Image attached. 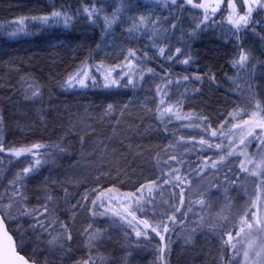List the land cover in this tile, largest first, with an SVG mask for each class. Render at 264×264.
<instances>
[{
	"label": "snow or ice",
	"instance_id": "6c2138e0",
	"mask_svg": "<svg viewBox=\"0 0 264 264\" xmlns=\"http://www.w3.org/2000/svg\"><path fill=\"white\" fill-rule=\"evenodd\" d=\"M74 2L75 7L73 0L59 5L53 2L45 14L21 17L15 22L17 30L9 35L28 34L29 19L38 31L75 29L84 24V42L77 48H88V56L59 82L63 90L86 89L89 82L96 86L101 80L105 89H136L143 87L146 78L158 79L150 97L138 101L143 110L141 122L144 113H151L157 130L166 136L175 135L169 133L168 127L175 121L184 128L198 129L199 138L181 135L158 145L153 175L138 180L126 191L121 190L125 183L121 176L133 169L127 160L133 145L124 146L121 141L125 151L111 162L120 186L113 180L102 184L101 177L96 176L92 180L96 186L84 184L81 194L71 192L68 183L80 186L82 178L40 175L45 164L54 162L57 152L66 153L71 145L29 142L26 138L17 144L0 135V158H7L9 163L26 162L11 176L0 173V264H135L134 254L149 246L155 257L152 264H171L172 234L177 224L181 226L184 244L193 250L201 236L212 241L205 253L206 264H264V84L256 83L257 75L264 77V59L255 56L254 47L246 41L251 33L264 44V0H151L150 8L140 0H112L111 4L109 0ZM98 26L99 40L92 39V48L86 34L89 30L95 32ZM117 27L129 42L135 41L141 47L120 48L117 59L109 65L103 59L93 64L92 60L98 59L94 54L115 46ZM217 30L232 46L225 59L233 75L224 73V79L239 96L235 107L218 113L219 124L213 127L209 115L186 114L183 107L184 101L203 94L205 83L209 88L220 87L217 73L208 67L207 71L176 75L171 66L198 65L193 42ZM18 60L10 58L4 63L14 66ZM153 61L160 72L149 66ZM13 87V95H22L25 103L24 119L16 121L23 133L32 128L28 122L32 116L29 105H39L36 114L43 119L45 90L30 75L20 76ZM117 96L109 93L96 117L87 115V110L84 116L69 112L64 125L67 135L75 132L81 148L86 147L85 136L96 135L89 120L106 124L114 135L130 105L137 102H125ZM6 98L16 103L12 96ZM83 124L88 131L83 130ZM5 127L0 111V133ZM134 130L139 131V126ZM111 139L109 135L98 137L90 154L102 161L108 148L106 141ZM253 145L254 153L249 150ZM135 148L139 158L143 146ZM180 149L183 152L178 154ZM204 149L214 150L213 154L201 155ZM193 150L199 157L194 167L184 159V154ZM188 167L200 178L195 188L188 178L191 173L186 175ZM237 186L243 195H230ZM168 189L172 191L165 200L163 193ZM157 195L161 196L159 201ZM78 210L86 211L91 222L82 226L81 245L73 248ZM109 242L118 245L123 255L115 248L110 251Z\"/></svg>",
	"mask_w": 264,
	"mask_h": 264
},
{
	"label": "trees",
	"instance_id": "16d2710c",
	"mask_svg": "<svg viewBox=\"0 0 264 264\" xmlns=\"http://www.w3.org/2000/svg\"><path fill=\"white\" fill-rule=\"evenodd\" d=\"M53 2L59 5L64 2V0H0V9L3 12L2 14L11 15L16 10L39 9L42 6H47L49 9ZM75 6L76 4L73 0V7ZM164 15H167V13ZM185 27H187V22H185ZM86 35L88 37L87 42L94 48L95 45L92 44L91 41L92 39L99 40L100 31L95 29V32L91 31L90 34L87 32ZM114 37L117 38L115 46L105 47L104 51L94 54L98 56V59H93V64L98 63L99 59H103L104 62L107 61L105 62L106 65L113 62L111 57L105 59V55L109 54L111 49H126L130 46L141 47V45L135 41L129 42L119 27L116 29ZM82 42H84V35H82L81 30L68 29L46 34L41 33L27 42H19L18 44L7 43L4 48H0V111L3 112L5 121L8 124V130H4L1 135L9 142H15L17 144L23 143L25 138L29 142H40L45 144L63 143L61 139L63 136L67 135L64 125L67 123L69 112L74 115L78 114L83 116L88 106L92 109H97V107L99 108L100 105H103L109 93H117V98L125 102L130 99L137 101L130 105L128 112L121 118V124L116 129L114 135L109 131L106 124L100 123L99 121H87V123L93 124L96 128V135H90V140H93L91 141V145L93 142L97 141L98 137L102 139L104 135L112 136V139L106 141L108 148L102 161H100L99 157L93 156L92 160L85 162V164L89 166L88 169L86 168L88 175L85 176L86 180L84 182L91 187H95L96 185L92 183V180L94 177L100 176L102 184H107L109 180H113L116 181L117 186H120L117 180V171L112 166L111 162L114 158H118L121 151H125V148L121 146V141H123L124 146H127L129 143L133 145V152L127 155V160L129 163L133 164L134 171L130 169L128 175L121 176V179L125 182L121 190H131L132 186L135 185L138 180L153 175V165L155 164L156 147L158 145L162 146L167 143L168 139L176 140L180 135L185 137L189 134L196 135L198 139L199 130L195 128H184L179 122L174 121L173 124L168 127L169 133H175V135L166 136L162 131L157 130L156 123L152 119L151 113H144L143 122H141L143 110L140 108L138 101L143 100L146 96L150 97L152 94L150 90L154 89L155 83L159 82L158 79L153 80L151 78H146L143 87H137L136 89H105L98 85L93 86L91 82H89V87L86 89L74 88L66 91L63 90L59 82L67 76L68 72L73 71L75 67L80 64L82 59L88 56V48H77V45ZM107 43L110 42H106V44ZM193 47H195L196 53L198 54L197 59L199 60V64L185 66L176 63L171 66V70L176 75H184L197 70L207 71L208 67H211L212 70L217 73L220 87L213 85L209 88L207 83H205L203 86V94L197 95L194 99L184 101L183 107V111L186 114L192 113L195 115L203 112L209 115L213 127H216L219 124L218 113L223 112L225 109L231 110L238 102L239 95L230 90L233 86L224 79V73H227L229 76L233 75V71L228 66L225 59V57L230 54L232 46L227 41L224 43V38H222L220 32L217 30L215 34L209 32L201 39L193 42L192 48ZM115 55H118V53L114 54V56ZM150 55H152V53H150ZM255 56L260 57L261 54H256ZM16 57H18L19 60L14 66L4 63L10 58ZM149 66L157 67V71H161L155 61L151 62ZM23 75H30L44 86V104H46L45 108L47 110H45L46 112L44 111L45 115L41 120L40 117L37 116L35 108L30 107L32 116L28 122L32 124V128L24 129L22 133L20 128L16 126V121L24 119L23 112L26 109L20 106L22 104L20 102L21 95H13L15 89L12 88V86L14 85V79ZM98 77L99 76H97V78ZM8 86H10V88ZM181 91H183V89H181ZM48 93H51V95L49 96ZM8 96H12L16 103H10L6 98ZM17 112H22V114H17ZM92 116L96 117L97 114L92 113ZM150 124L151 126H149ZM135 126H139V131L134 130ZM71 138L73 139V149H79L77 148L79 146L77 137L72 135ZM136 145L143 146V148L140 149L142 155L139 158L135 156ZM114 148L117 150L116 152H113ZM68 151L69 154H71L70 151L72 150L70 149ZM213 151H210L211 155ZM182 152L183 149H180L178 154ZM88 153L91 155L90 152ZM206 153L207 152H204V154ZM194 158L195 156L191 155L190 161L188 157H184L193 167L195 166V163L192 162ZM0 159L3 161L1 162L2 166L0 170L4 176H11L26 163L16 161L12 164L5 158ZM15 163H17V166ZM62 163L63 162H59L54 165L53 162H49L45 164L41 169V178L50 175L52 171L59 173ZM64 170L63 172L66 173V176H76L78 174L74 171L75 169ZM196 179L199 180V176H197ZM190 180L193 182L192 179ZM168 190L171 192V189ZM159 196L160 195H157V198ZM222 198L221 195V199ZM86 222L91 221L89 217L85 215L82 218L75 219L74 226L75 224L76 226H80L82 223L84 224L83 226H85ZM111 248L112 247H110V250ZM113 248L119 253L118 245H114ZM147 249L152 250V246H149L146 250ZM146 250L142 252L145 254ZM113 254L115 255V253Z\"/></svg>",
	"mask_w": 264,
	"mask_h": 264
},
{
	"label": "rangeland",
	"instance_id": "374dc122",
	"mask_svg": "<svg viewBox=\"0 0 264 264\" xmlns=\"http://www.w3.org/2000/svg\"><path fill=\"white\" fill-rule=\"evenodd\" d=\"M111 2H112V0H109V4H111ZM140 2L143 3L145 5V7L150 8L152 6L151 5V0H140ZM47 10H48L47 6H42L39 9H34L33 8V9H29V10H16L11 15H9V14H2L3 12L0 9V45H3V43H5V44H7V43L8 44H18L19 42H23L24 43L25 41L27 42V41L31 40L32 38H34L35 36H37V35H39L41 33L46 34V33H49V32L64 31L65 29H63L62 27L58 28L56 30L38 31L37 27L33 26L34 22L29 19L27 21V25H26L28 34H19V35L15 36V37L9 35V33L14 32V31L17 30V28L15 26V22L18 21L21 17H29L30 18L32 16L45 14L47 12ZM108 11L109 12L111 11V7L108 8ZM141 11H143V9H141ZM165 13H163V14H165ZM84 27H86V26L81 23V24L77 25L75 29L81 30V28H84ZM96 30L100 31V27L99 26L96 27ZM115 33H116V30H115ZM177 36H179V33H177ZM114 41H115V43L117 42V38L116 37H114ZM246 41H247V43L252 44V46L254 47V49H255V51L253 53L254 55L261 54V51L264 50V44H261V42H260L258 37L253 36L252 34L249 33V35L246 37ZM224 43H226V39H224ZM177 46H179V45H177ZM119 50H120V48L111 49V51H109V54H106L105 57L106 56H107V58L111 57V60L115 61L117 59L118 55H119ZM116 53H118V55L114 56V54H116ZM109 55H111V56H109ZM260 58L264 59V56H260ZM105 62H107V61H105ZM18 79H19L18 77H16L14 79L15 80L14 81V85H15V83L17 84ZM98 79H100V77H98ZM256 83L264 84V77H260L259 75H257ZM9 84H11V83H9ZM98 86L103 88L102 87V80H101V83L98 84ZM8 87L10 88V86H8ZM241 87H244V86L241 85ZM12 88H14V87L12 86ZM76 89H81V88L76 87ZM234 93L239 95L238 92H234ZM20 102L22 103L20 106L25 109V103L23 101L22 95H21V101ZM45 105L46 104H44V111L47 110L45 108ZM30 107H32V106L29 105L28 108H30ZM37 107H39V105H36V107H33V108H35V111H36ZM85 110H87V115L92 116V113L98 114L99 111H100V108L97 107V109H95V108L92 109L90 106H88L87 109H85ZM17 114H22V112L21 113L17 112ZM85 114H86V111L84 112L83 116ZM81 127L83 128L84 131H88L86 124L81 125ZM81 134H83V132H81ZM0 135H1V133H0ZM72 135L77 137V141H78V144H79V146L77 148H80L81 152L78 155L75 152V151H77V149L74 150L73 149L74 147L71 148V150H72L71 151V157H73L71 165H72V167L76 166V167H74L75 168L74 171L78 173L76 175V177L82 178L83 183L80 186H74L72 183H69L71 192H73L74 189H76L78 187H80V188L84 187V184H86L84 182L86 180L85 176L88 175V172H86V168L88 169L89 165H86L85 162H87L89 160H92V157H93V155H89V153H87L85 151L87 148L91 147V141H93V140H90V135L91 134L85 136V140L87 141V146L84 147V148H81V145L79 143L78 136L76 135V133L73 132ZM72 135H70V137H72ZM87 139H89V140H87ZM169 140H171V139H168L167 142ZM249 150L251 152H253V153L256 152L255 145H253ZM204 152H207V153L204 154ZM191 155L195 156V158L192 160V162H194V163L198 162L199 157L196 155V151H194V150L191 153L189 152V153L184 154V157H188L189 160H190V156ZM201 155H209L210 156L211 155L210 154V150L204 149V151L201 153ZM5 159H7V158H5ZM0 160H1L0 161V167H1L2 166L1 162H3V161H2V159H0ZM13 162H16V161L13 160ZM13 162H12V164H13ZM15 165L17 166V163H15ZM77 166H79L78 170H77ZM63 171H65V170L63 169L59 173H55L54 171H52V173H50V175H52L53 178H65L66 177V173L63 172ZM0 173H1V170H0ZM189 173H191V174L188 175V178H189V180L190 179L193 180V182H194L193 183V188H195L196 184L199 182V180L196 179V177L198 175L192 170V167H188L187 168L186 175L189 174ZM171 191H172V189H171ZM238 192H239L240 195H243V191H242V189L239 188V186H237V190L236 191L230 190V195L237 196ZM170 193L171 192H169V190L165 191L163 193V197L162 198L165 199V200L168 199V196H169ZM81 194H83V192ZM159 197L157 198L158 201L161 199V196H159ZM77 198H79V197H77ZM222 199H221V201H222ZM74 202L75 201H73V203ZM240 203H243V201L241 200ZM198 210H199V208L197 206V211ZM217 210H219L218 207H217ZM78 212H79V210H78ZM80 212H81L80 214H85L86 217H89V215H88V213L86 211H80ZM77 218H78V214L76 213V220H77ZM176 229H177L176 232L172 234V241L173 242H172V245H171V256H170L171 264H206V261H207L208 257L205 256V253L208 252L209 249L212 247V241L211 240H205L204 237L201 236L199 238V240H198V243L195 246V249L193 250L192 246L184 244L183 233L181 231V226L179 224H177ZM112 234H113V236H116L117 232H116L115 229L112 230ZM113 246H114V244L112 242L108 243V249L109 250H110L109 247H113ZM144 250H146V249H144ZM147 251H149V252H147ZM145 252H146L145 254L142 251L139 252L138 254H134L135 255V264H152V262L155 260V257L153 255V251L147 249ZM104 254L108 255L107 252H105ZM119 255H123V252H119Z\"/></svg>",
	"mask_w": 264,
	"mask_h": 264
},
{
	"label": "bare ground",
	"instance_id": "6f19581e",
	"mask_svg": "<svg viewBox=\"0 0 264 264\" xmlns=\"http://www.w3.org/2000/svg\"><path fill=\"white\" fill-rule=\"evenodd\" d=\"M90 33H91V30L88 31V34H90ZM4 47H5V43H3V45H0V48H4ZM192 51L196 53L195 47L192 48ZM7 127H8V124L6 123V127H5L4 130H8ZM61 142H63L65 145H71L70 147L67 148V151L70 150L72 147H74L73 146V139L70 137V135L63 136V138L61 139ZM80 150H81L80 148L77 149L76 154L79 155V153L81 152ZM85 151L87 153L90 152V148H87ZM58 153L59 152H57V154L54 156V159H53L54 162L53 163L55 165V163L57 164L59 162H63L62 163V166L60 167V172L63 169L74 170L75 168L74 167L72 168V166H70L71 163H72V158L73 157H71V154H69V151L66 152V153H59V154ZM78 168H79V166H77V170H78ZM66 177H71V175H67ZM65 178H59V179H65ZM68 187H69V190L71 191L69 183H68ZM76 191H79L80 193H82L84 191V187H82V188L78 187V188L74 189L73 192L75 193ZM60 195L63 196V192L62 191L60 192ZM66 206H68V205H65V207ZM77 213H78V218H82L83 216H85L84 214H80L81 213L80 211L77 212ZM83 225H84L83 223L80 226H76V224H75V226L73 225V229H74V234H73L74 235L73 248H77L81 244V238L79 236V232L82 230V226ZM112 248H111V250H112Z\"/></svg>",
	"mask_w": 264,
	"mask_h": 264
}]
</instances>
